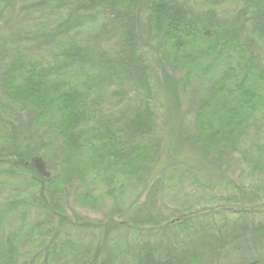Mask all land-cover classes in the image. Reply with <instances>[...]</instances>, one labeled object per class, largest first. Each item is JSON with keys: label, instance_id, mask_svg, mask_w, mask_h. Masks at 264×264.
Segmentation results:
<instances>
[{"label": "trees", "instance_id": "16d2710c", "mask_svg": "<svg viewBox=\"0 0 264 264\" xmlns=\"http://www.w3.org/2000/svg\"><path fill=\"white\" fill-rule=\"evenodd\" d=\"M263 196L264 0H0V264H264Z\"/></svg>", "mask_w": 264, "mask_h": 264}, {"label": "rangeland", "instance_id": "374dc122", "mask_svg": "<svg viewBox=\"0 0 264 264\" xmlns=\"http://www.w3.org/2000/svg\"><path fill=\"white\" fill-rule=\"evenodd\" d=\"M228 6H225L226 8ZM94 161V162H93ZM94 159L92 154L90 155L89 164H86L85 169V178L83 189L79 195H73L70 199V208L75 209L78 212H81L92 219L103 218V206L100 205L107 204L110 198L111 188H118L120 183L124 182V179L120 174H113V178L105 180L104 176L98 175L95 167H98V164ZM111 176V175H110ZM109 182V183H107ZM121 183V184H122ZM189 190L192 191L193 188L189 187ZM231 192L225 191H216L214 193H208L204 196H201L200 203L206 205H214L218 202H224L225 198ZM264 198V196L262 197ZM66 209V208H65Z\"/></svg>", "mask_w": 264, "mask_h": 264}]
</instances>
